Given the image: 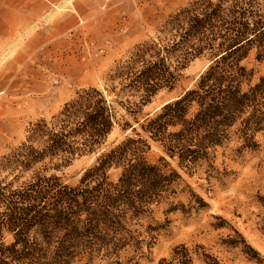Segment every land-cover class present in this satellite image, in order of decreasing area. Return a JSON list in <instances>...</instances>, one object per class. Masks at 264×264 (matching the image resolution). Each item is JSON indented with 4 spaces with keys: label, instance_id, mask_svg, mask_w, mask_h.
<instances>
[{
    "label": "trees",
    "instance_id": "obj_1",
    "mask_svg": "<svg viewBox=\"0 0 264 264\" xmlns=\"http://www.w3.org/2000/svg\"><path fill=\"white\" fill-rule=\"evenodd\" d=\"M162 32L170 37L139 45L114 70L110 78L117 85L107 92L115 100L98 88L82 90L51 122L35 123L27 141L5 158L4 168L19 174L0 182V264H99L121 258L128 248L143 254L144 245L155 244L162 225H149L146 237L135 227L151 217L154 206L169 203L183 185L190 187L166 158L160 164L149 161L150 146L140 133L104 151L76 185L46 175L48 166L17 188L14 182L46 160L59 168L95 152L118 123L114 103L123 106L121 97L137 96L138 102H127L133 112L140 111L161 91L173 92L197 58L206 56L210 63L195 86L137 125L191 173L204 165L214 169L216 152L233 137L241 141L240 152L258 150L256 135L264 133V75L253 84L254 72L243 61L255 51L256 61L264 63V3L195 0L172 16ZM112 169L119 171L116 179L109 175ZM193 196L199 209L207 206ZM192 263L185 246L175 248L171 261H160Z\"/></svg>",
    "mask_w": 264,
    "mask_h": 264
},
{
    "label": "rangeland",
    "instance_id": "obj_2",
    "mask_svg": "<svg viewBox=\"0 0 264 264\" xmlns=\"http://www.w3.org/2000/svg\"><path fill=\"white\" fill-rule=\"evenodd\" d=\"M193 1L0 0V182L9 183L19 174L4 168L5 158L27 141L35 123L51 122L84 89L98 88L115 100L107 92L117 85L110 78L114 70L139 45L170 37L162 32L166 22ZM209 63L206 56L191 61L173 92L161 91L140 111L133 112L127 102H138L137 96L121 97L123 106L114 103L118 123L104 145L59 168L46 160L22 174L14 188L45 166L49 168L46 175L55 174L66 184L76 185L104 151L140 133L150 146L149 161L160 164L161 157L166 158L191 190L183 185L169 203L154 206L151 217L135 227L146 237L149 225H162L151 248L144 245L140 255L128 248L121 258L99 264H160L162 259L171 261L179 246L190 251L192 264H264V133L256 135L257 151L240 152L241 141L233 137L216 152L214 169L204 165L191 173L137 125L166 101L193 88ZM243 64L253 70V84L264 75V63L256 61L255 51ZM118 174L114 169L109 172L112 179ZM194 194L207 206L199 209ZM183 207L191 211L184 213ZM242 239L259 256L249 252ZM11 240L6 235L5 241ZM133 255L135 260L129 261Z\"/></svg>",
    "mask_w": 264,
    "mask_h": 264
}]
</instances>
